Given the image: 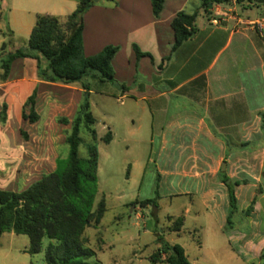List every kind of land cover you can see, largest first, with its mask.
<instances>
[{
  "label": "crops",
  "instance_id": "0c3cea01",
  "mask_svg": "<svg viewBox=\"0 0 264 264\" xmlns=\"http://www.w3.org/2000/svg\"><path fill=\"white\" fill-rule=\"evenodd\" d=\"M77 2L10 0L8 10L65 16ZM200 5L201 0H164L155 17L150 0H97L83 16L82 47L88 56L106 45L117 46L114 77L120 73L135 76L134 69L144 81L138 83L137 95L156 113L151 120L153 180L158 190L165 189L158 197L187 196L190 205H202L223 229L228 185L239 203L237 189L261 182L259 172L264 167V3L225 0L214 3L209 12ZM181 10L198 11L196 30L173 49L170 21ZM202 16L211 27H198ZM32 25V20L22 24L27 38ZM134 45L143 53L138 59ZM57 85L70 89L62 100L73 107L70 117L65 116L70 119L81 97V85L41 80L35 59H16L7 79L0 82V111L3 104L7 109L4 121L0 118V189L24 190L35 181V169L46 166L44 161H35L33 133L13 124L10 109L16 108L20 123L29 122L22 111L36 89L39 118L29 123L38 124L44 116L42 99L47 97L46 107L52 108L50 88ZM159 117L161 125L154 133ZM6 233L13 232L1 236Z\"/></svg>",
  "mask_w": 264,
  "mask_h": 264
},
{
  "label": "rangeland",
  "instance_id": "374dc122",
  "mask_svg": "<svg viewBox=\"0 0 264 264\" xmlns=\"http://www.w3.org/2000/svg\"><path fill=\"white\" fill-rule=\"evenodd\" d=\"M2 1L0 53L2 44H5L3 51L7 53L26 46L27 34L22 24L32 20L34 25L36 14L20 10L10 13V0ZM238 11L241 13L242 10L238 8ZM197 25L199 28L211 27L205 16L198 18ZM83 55L86 56L84 51ZM133 71L131 73L135 76L120 73L112 81H101L93 74L83 79L90 88V111L95 119L98 150L94 207L103 199L106 208L100 222L84 231L86 246L95 252L89 261L97 260L100 264H164L150 257L165 240L182 246L191 264H261L260 254L264 251V167L259 172L261 182H255L253 187L237 189L240 201L231 215L230 228L222 229L202 205H190L187 196L158 197V192L165 189L158 190L157 181L153 180L156 170L151 120L156 113L147 102L138 100L137 86L144 81L140 80L137 71ZM50 91L54 98L53 107H46L47 97L42 99L40 110L44 116L36 125L28 121L20 123L15 107L9 111L14 125L19 124L33 133L35 161H44L46 165L35 169V180L51 172L56 158L65 157L68 151L64 139L69 125L59 123L57 118L70 117L73 107L68 105V101H62L70 95V89L57 85ZM24 110L26 113L29 111L28 107ZM160 118L155 122L154 133L161 125ZM108 131L111 139L106 142L104 137ZM81 136L84 142L90 140L84 128ZM79 152L86 156L84 144L80 145ZM145 199H153V203L140 207V201ZM185 208L187 212H184ZM180 216L184 218L181 229L170 231L172 222L169 217ZM50 242L53 240L43 238L40 251L30 254L27 252L28 236L6 233L0 237V264H45L44 252Z\"/></svg>",
  "mask_w": 264,
  "mask_h": 264
},
{
  "label": "trees",
  "instance_id": "16d2710c",
  "mask_svg": "<svg viewBox=\"0 0 264 264\" xmlns=\"http://www.w3.org/2000/svg\"><path fill=\"white\" fill-rule=\"evenodd\" d=\"M222 1L225 0H201L200 8L209 12L210 4ZM150 2L153 15L157 17L163 9L164 0ZM93 3V0H78L75 9L65 16L38 13L24 48L5 53V44L1 45L0 82L7 79L13 61L32 58L36 60L41 80L67 85L80 83L82 89L74 115L70 119L65 116L57 118L59 123L69 125L64 139L68 147L66 156L57 157L54 170L42 174L24 190L0 189V237L5 232L28 236L27 252L30 254L40 251L43 238L53 240L45 249V264H100L97 260L89 261L95 252L86 246L84 237L85 229L98 224L106 208L103 199L94 207L98 150L95 144V119L90 111V88L83 79L93 74L101 81L114 80L112 60L118 47L109 45L95 55H83V16ZM197 15L198 11L190 14L181 10L171 19L173 49L195 32ZM134 50L138 59L143 53L135 45ZM122 88L125 86L122 85ZM35 98L36 89L24 103V108L29 109L28 113L22 111V117L31 123L39 118L35 110ZM5 109L3 104L0 111L2 121L5 119ZM82 128L90 136L87 142L81 136ZM110 139L108 131L104 141ZM82 144L86 148L85 157L79 152ZM228 198L226 227L230 228L231 215L237 210V199L230 185ZM151 203L153 199H145L139 204L145 207ZM183 219L181 216L169 217L172 222L169 230L178 232ZM150 258L164 264H191L182 246L165 240H162L161 246ZM260 260L264 264V251L260 254Z\"/></svg>",
  "mask_w": 264,
  "mask_h": 264
},
{
  "label": "water",
  "instance_id": "95a60500",
  "mask_svg": "<svg viewBox=\"0 0 264 264\" xmlns=\"http://www.w3.org/2000/svg\"><path fill=\"white\" fill-rule=\"evenodd\" d=\"M94 2H96L97 0H93ZM212 5L210 4L209 7H211Z\"/></svg>",
  "mask_w": 264,
  "mask_h": 264
},
{
  "label": "built area",
  "instance_id": "2783aa9c",
  "mask_svg": "<svg viewBox=\"0 0 264 264\" xmlns=\"http://www.w3.org/2000/svg\"><path fill=\"white\" fill-rule=\"evenodd\" d=\"M234 1H236V0H234Z\"/></svg>",
  "mask_w": 264,
  "mask_h": 264
}]
</instances>
